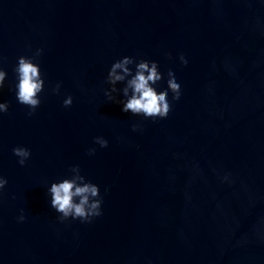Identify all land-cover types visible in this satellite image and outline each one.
<instances>
[{
    "label": "water",
    "instance_id": "obj_1",
    "mask_svg": "<svg viewBox=\"0 0 264 264\" xmlns=\"http://www.w3.org/2000/svg\"><path fill=\"white\" fill-rule=\"evenodd\" d=\"M36 49L44 91L29 117L13 69ZM126 56L159 65L158 92L175 73L166 119L104 95ZM0 57V264H264V0H0ZM76 165L103 198L92 223H61L50 204Z\"/></svg>",
    "mask_w": 264,
    "mask_h": 264
},
{
    "label": "clouds",
    "instance_id": "obj_2",
    "mask_svg": "<svg viewBox=\"0 0 264 264\" xmlns=\"http://www.w3.org/2000/svg\"><path fill=\"white\" fill-rule=\"evenodd\" d=\"M43 54V49H36L32 57H19L17 66L13 69L18 83L16 88V99L19 104L29 109V117L35 115L36 109L41 104L40 94L44 91V79L42 78L37 59ZM171 59V54H168ZM181 65L187 66L188 61L184 55L179 56ZM3 57H0V63ZM135 65L133 73L130 66ZM7 73L0 67V91L5 86ZM167 89L157 91L154 85H158L163 75L159 70V65L154 61L141 59L137 62L132 57H124L112 64L107 74L106 83L111 87L104 92L109 102L122 105V111L131 112L133 116H143L145 119H166L172 110L169 103V92L172 99L178 101L181 97V86L177 83L175 73L169 69L167 73ZM123 83L122 89L116 87ZM60 84H57L53 90L59 94ZM122 93L124 99H117L116 95ZM73 104V98L67 96L63 101V107L70 108ZM9 103H0V115L6 114L9 110ZM138 126L133 125L132 131H137ZM100 148H107L108 141L103 137H96L93 141ZM12 153L18 158L17 163L24 167L31 157V151L24 147H14ZM96 153L95 148L88 149L87 155L93 156ZM71 175L59 183H52L48 189L51 197V207L56 211L61 223L71 219L79 220L81 223H92L94 219L100 217L102 213L103 198L100 195V189L97 185L89 182L81 175V169L78 165L70 167L68 170ZM224 181H228L225 176ZM8 184L7 179L0 175V196ZM107 191V189H105ZM26 216L21 210L17 217V222L23 223Z\"/></svg>",
    "mask_w": 264,
    "mask_h": 264
}]
</instances>
